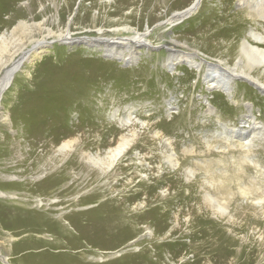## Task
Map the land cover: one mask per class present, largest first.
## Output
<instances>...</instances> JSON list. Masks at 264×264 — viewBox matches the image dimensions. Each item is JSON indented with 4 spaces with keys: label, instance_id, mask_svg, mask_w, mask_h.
<instances>
[{
    "label": "rangeland",
    "instance_id": "obj_1",
    "mask_svg": "<svg viewBox=\"0 0 264 264\" xmlns=\"http://www.w3.org/2000/svg\"><path fill=\"white\" fill-rule=\"evenodd\" d=\"M11 1L0 0V33L9 31L18 19L26 16L24 6H21L25 0H14L10 5ZM31 1H34V10H31L34 13L40 7L37 0ZM39 1L44 9L36 21L43 18L50 20L68 1L70 12L66 10L65 16L67 20L72 16L73 24L84 18V25H88L90 14L104 17L105 22L98 21L97 27L127 26L136 33H143L160 23L148 38L152 44H157V51L143 54L141 60L132 64L90 53L81 45L67 49L60 41L48 45L45 53L31 63L24 61V53L15 56L14 71L9 75L10 83L3 92L4 96L14 85L15 78L24 73L21 71L30 77L36 75V79L43 72H50L51 68L42 63L45 59L49 60L48 65L54 62L51 60L55 55L61 59V64L67 60L73 64L79 58L101 59L113 71L108 73L106 80L96 78L69 92L47 91L38 99L49 109L42 113L47 115L43 120L45 124H52L61 131V135L49 136L67 140L81 136V143L76 144V149L57 162L59 170L57 165L49 166L47 173L60 172L62 176L56 191L61 193V197H57H63V202H67L66 213L99 208L105 203L103 206L113 208L116 218L119 221L122 219L120 222L124 227L133 231L129 241L135 248L111 250L112 260H121L133 254V259L137 258L139 264H264V218L252 203L254 200L241 195V192L252 191L260 196L264 189L262 88L241 77L233 82L232 96H228L223 88L208 89L203 78H199V73L204 74L208 70L205 65L197 72L185 61L178 62L193 57L194 52L203 56L198 55V61L201 59L206 65L218 64L212 68H216L222 76L230 74L229 66H236L238 72L249 74L264 84L261 66L252 65L245 56L238 54L244 39L264 49V42L254 41L249 36L251 31L264 36V18L238 6L242 3L237 0H200L193 15L172 26H167L171 15L184 11L192 0H55V7L49 3L51 0ZM256 1L260 0H252L250 5ZM164 30H169V34ZM75 34L80 36L77 32ZM120 35L129 33L117 29L115 35L110 33L111 37ZM86 36L91 41L100 37L94 33ZM162 42L164 46L159 45ZM173 45L176 52L172 56L169 55V48L173 50ZM31 48L28 46L25 52ZM17 61L20 64H16ZM170 61L175 64L172 69L166 67ZM24 87L15 85L13 90L19 93L25 90ZM12 106V100L6 98L0 106V113L8 116ZM209 107L212 112H209ZM117 108L120 118H124L127 108H131L133 117L147 124V128L135 126L139 136L119 164L108 173L102 175L94 169L86 171L84 164L76 162L80 152L103 156L109 147L116 146L121 134H127L130 126L120 129L115 123L116 117L112 116ZM244 116H253L254 124L251 122L249 127H244L241 124ZM1 122L0 172L15 175L17 170L22 169L26 173H22L23 178L35 176L31 169L18 162L25 156L23 141L30 143L27 139L33 135L31 130L20 132L15 127L13 130L16 132H12ZM223 126L227 127L226 130ZM78 127H83V130H78ZM241 128L245 130L243 135L235 134L233 140L228 141L227 131ZM156 132L160 135L154 139L152 136ZM99 135L107 137L98 140ZM248 135L252 137V145L246 150L240 144L246 143ZM238 136H243V141H238ZM168 143L171 147H167ZM19 152L23 154L15 157ZM169 154L174 155L178 167L171 168L167 164L165 158ZM138 157L141 158L140 165ZM32 161L35 162L36 158ZM28 165L36 166L34 163ZM187 170L192 174L186 175ZM3 185L6 187L0 188L4 192L15 191L12 186ZM49 197L50 192L43 193V198ZM82 197L89 198L76 207L69 205L72 199ZM261 197L264 200V193ZM29 198L35 200L38 196ZM138 203L141 206L136 207ZM212 203L224 208L227 214L214 216ZM12 204L0 199V248H8H5L6 254L4 248L0 251L7 264H26L20 258L27 250L19 253L11 251L17 240L28 234L18 229L16 218L10 211ZM13 207L22 206L16 204ZM27 207L36 210L34 206ZM153 208L155 210L151 211ZM7 237L12 238L10 243L6 241Z\"/></svg>",
    "mask_w": 264,
    "mask_h": 264
},
{
    "label": "bare ground",
    "instance_id": "obj_2",
    "mask_svg": "<svg viewBox=\"0 0 264 264\" xmlns=\"http://www.w3.org/2000/svg\"><path fill=\"white\" fill-rule=\"evenodd\" d=\"M54 1L55 0H51V2H49L53 7L57 4ZM251 1L252 0H237V2L242 3H238V6L254 12L261 19L264 18V0L256 1L254 2L255 4L250 5ZM199 2L200 0H192L184 11L172 14L170 20L167 21V26L175 25L174 23H179L178 21H182L193 15L199 6ZM12 3H14V0L11 1L10 5ZM32 3H34V1L25 0L21 4V6H24L26 14L25 18L21 20L18 19L16 24L9 31L4 30L0 33V77L3 75V78H0L2 80V82L0 81V106L2 107V102L6 98L11 99L13 102L9 115L6 116L4 113H0V120L2 121V124L7 126L8 129H12V132H16L13 130V128L16 127L20 132L30 129L33 134L30 135L28 139L26 138L27 140H30L29 144L23 141L25 146V156L18 162L24 164L28 170L31 169L30 172L35 174V176H31L26 179L23 178L22 173H24L23 171L25 170L22 169L17 170L15 175H12L11 172H0V187L4 186L3 184H7L9 187L12 186L15 188L14 192H4L0 188V199L13 202V204L10 205V207H12V209L10 208V211L12 216L14 215L16 218L15 221L19 226L18 229L21 232L28 233L24 237L17 240L15 247H12L13 249L11 248V251L14 253L15 251L21 252L27 250L28 252L20 258V261L26 262V264H139L136 261L137 258L133 259V254L117 261L110 259L113 250L121 249L126 251L135 248L133 243L129 241V236L133 233V231L124 227L123 223H121L122 219L120 220L121 222L117 219L118 217L115 215L113 208L103 206L106 204L105 203L102 207H99L101 206L99 205V208L96 207L94 209L66 213L65 207L67 206V202H63V197H57L61 193L56 191L57 187L61 183L62 176L60 175V172L54 171H52L54 172L53 174L48 175L49 166L57 165L56 168L59 170L57 162L60 159L64 160V158L76 149L75 146L81 141V136L77 138L74 137L69 140L64 137L60 138L58 136H49L48 134L61 135V131L55 128L52 124H45V121H43L47 115L46 113H42L49 109L39 102L38 99L40 95L47 91L69 92L71 89L76 90L77 88L82 87V84H88L96 78L106 80L109 77L108 73H113V71H111L109 66L104 63L105 61L103 62L101 59L79 58L73 64H70L71 60H67L66 63L61 64V59L55 55L53 60H51L54 62L49 63L48 65L49 60L45 59L42 63V65L51 68L50 72H43L42 75L36 79V75H32L30 77V75H28L25 71H21L24 73H21L15 78L14 85H11L10 90H7L8 92L5 96V93L3 92L10 83L9 75L12 71H14L12 65H14L13 62L15 61V56L20 53H24V61L31 63L35 58H39L41 54L45 53L44 49L48 48V45H51L53 42L60 41L64 43L63 47L67 49L73 46L75 47L77 45H81L87 48L90 53H98L100 55L103 54L109 58L119 60L120 62L122 61L125 64H132L137 60H141L143 54L157 51V44H152L148 38L152 33L151 31L156 28V26L159 27L160 23L154 27L152 26L151 29H146L143 33L131 31V28H128L127 26H122L121 28L111 26L104 28L97 27L98 21H104V17L98 14L95 16L90 14L91 22H89L88 25H84L86 23L84 18L78 19V22L73 24L72 16H70L68 20L67 16H65L66 10H69L70 12L68 1L65 2L64 6L61 7L58 13L55 14V16H52L50 20L49 18H43L36 21L37 18L41 17L42 9H44V7L42 6L41 1L37 0L40 8L35 9V12L33 13L31 11L33 9ZM89 10L90 8L88 11ZM109 28L114 29L110 31L108 30ZM116 29L128 31L129 35L111 37L110 33L115 35ZM76 32L79 33L80 36H76ZM164 32L167 35L169 34V30H164ZM251 32L249 36L252 37V40L264 42L263 35ZM93 33L100 37H97L92 41L86 39V34ZM80 37L83 39H79ZM171 41L173 42L174 40ZM163 44L164 42L159 45L164 46ZM28 46H32V48L28 52H25ZM56 46L58 45H52V47ZM169 49V55L173 56L174 52H176L174 51L175 46L173 47V50L171 48ZM238 54L245 56V59L249 60L252 65H260L261 72L264 73V49L253 45L249 39H244L239 45ZM192 55L193 57H187L186 59L178 60V62L185 61L187 65L192 68V70L197 72H200L205 65L208 70L204 74L199 73V78H203V81L207 85L208 89L223 88L228 96H232V91L234 90V87L232 86L233 82L236 79L243 77L250 80L254 86L262 88V91L264 92V84L262 82H260L257 78L251 77L249 74H245L240 71L238 72V70H236V66H229L227 69L230 71V74L228 76H222L216 68H212L218 64L210 65L208 62L209 64L206 65L201 61V59V62L198 61V55L203 57L201 54L197 55L193 52ZM16 64L20 63L17 61ZM174 65L175 64L170 61L166 67L172 69ZM247 67L249 68V66ZM238 68L240 69V67ZM53 69L55 71L51 72ZM20 79L22 80L20 81ZM15 85L17 87L25 86V90L19 93L14 92L13 89ZM263 92L261 93L264 95ZM211 107H209V112H212ZM131 110V108H127L126 116L124 118L119 117L118 108L114 109L112 112L113 118L116 117V119H114L115 123L120 129H125L130 126L127 134H121L119 139L116 141V146L109 147L106 151H104L103 156H100L99 153H79L76 158V162L84 164L86 166L85 168H87L86 171L91 172L92 169H94L98 170L102 175L108 173L115 165L119 164V161L125 155V152L132 147L134 141L139 136L138 129H136L135 126H139L142 129L147 128V124L138 118L133 117ZM37 115L40 116L36 118L35 116ZM253 120V116H244V120H242L241 124L244 127H249L251 122L254 124ZM223 127L226 130L227 127ZM82 128L83 127H78L77 129L80 130ZM227 132L229 133L228 141H232L235 134L243 135L245 130L242 128L236 129V131L229 129ZM159 135L160 133L156 132L152 138L156 139ZM98 137V140H104L107 135H99ZM247 137L246 143L239 144L242 148L249 150L252 145V137L249 135ZM243 139V136H238V141H243ZM167 147H171L169 143L167 144ZM0 153H2L1 147ZM21 154L23 153L19 152L15 157L21 156ZM35 158L36 161H32V159ZM137 159L140 165L142 163L140 162L141 158L138 157ZM165 159L171 168L178 167V164L174 159V155L169 154ZM30 163L36 164L37 168L36 166L31 167L28 165ZM146 167H148V165H146ZM191 174L192 172L187 170L186 175ZM226 178H228V176ZM2 179L6 181H3ZM220 188L221 187H219V189ZM46 191L50 192L51 196L47 199L43 198V193ZM251 192H241V195L245 199L254 200L252 203L254 206H257L256 208L264 218V200L261 197L264 193V189L262 188V194L260 196L258 193ZM17 193H22L23 195H17ZM30 196H38V199H30ZM88 198L89 197H82L77 200L72 199V202L69 203V205L76 207L80 203L84 204ZM211 200H213V198H211ZM30 201L33 203H30ZM208 202L210 203V201ZM16 204L22 207H13ZM222 205L224 204H221V206ZM27 206H34L36 210H30ZM137 206H141V204L138 203L136 207ZM211 208L214 212V216H224L227 214V211L224 208L219 207L216 203H212ZM152 210H155V208L151 209V211ZM0 228L2 229L1 226ZM12 234L16 235V233ZM46 237H50L51 239H47ZM11 240L12 238L10 237L6 238L8 243H10ZM3 248H0V250ZM5 248L3 250L6 254V249L8 250V248ZM1 253L2 252L0 251V261L2 264H7L5 257H3V254Z\"/></svg>",
    "mask_w": 264,
    "mask_h": 264
}]
</instances>
